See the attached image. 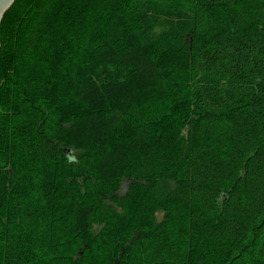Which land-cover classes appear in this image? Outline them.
I'll list each match as a JSON object with an SVG mask.
<instances>
[{"label":"trees","instance_id":"trees-1","mask_svg":"<svg viewBox=\"0 0 264 264\" xmlns=\"http://www.w3.org/2000/svg\"><path fill=\"white\" fill-rule=\"evenodd\" d=\"M0 264H264V0H15Z\"/></svg>","mask_w":264,"mask_h":264},{"label":"water","instance_id":"water-1","mask_svg":"<svg viewBox=\"0 0 264 264\" xmlns=\"http://www.w3.org/2000/svg\"><path fill=\"white\" fill-rule=\"evenodd\" d=\"M15 0H0V24L5 12L11 7Z\"/></svg>","mask_w":264,"mask_h":264}]
</instances>
